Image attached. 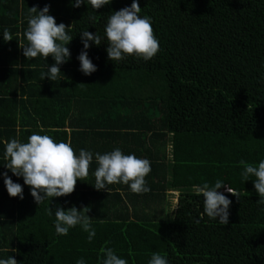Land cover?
Wrapping results in <instances>:
<instances>
[{
  "label": "trees",
  "instance_id": "1",
  "mask_svg": "<svg viewBox=\"0 0 264 264\" xmlns=\"http://www.w3.org/2000/svg\"><path fill=\"white\" fill-rule=\"evenodd\" d=\"M138 2L159 42L148 62L107 57V19L132 0H112L95 11L70 0H0V33L7 28L13 38L5 42L0 35V173L21 184L24 195L10 197L0 175V258L75 264L83 257L98 264L100 249L111 247L128 264H148L154 252L168 264H264V205L253 181L240 176L241 160L256 166L264 159V0ZM45 5L73 37L71 58L54 82L41 80L51 56L27 60L19 47L27 44L29 8ZM86 30L101 37V45L88 49L97 66L90 76L76 59ZM33 133L69 143L77 155L80 149L93 153L90 196L77 209H89L83 214L96 230L91 243L79 226L55 234V216L46 209L67 210L70 195L38 206L23 178L3 167V142H27ZM117 147L150 162L142 207L137 195L132 206L123 201L117 190L129 191L127 185H108V191L91 185L95 153ZM217 179L239 195L224 193L232 201L227 225L203 214V198L194 191ZM168 191L179 192L176 205Z\"/></svg>",
  "mask_w": 264,
  "mask_h": 264
},
{
  "label": "clouds",
  "instance_id": "2",
  "mask_svg": "<svg viewBox=\"0 0 264 264\" xmlns=\"http://www.w3.org/2000/svg\"><path fill=\"white\" fill-rule=\"evenodd\" d=\"M70 3L75 8L87 5L95 11L110 5L112 0H70ZM49 12L50 5H45L42 9L36 6L29 8L26 17L27 27L23 33L27 44L19 42V47L27 60L38 56L47 60L51 56L54 63L48 67L46 73H41V80L47 78L54 82L61 72L60 65L71 58L67 45L73 37L66 31L70 26L66 27L64 23L57 24ZM140 12L138 0H132L130 6L114 11L108 17L104 27V38L108 45L106 52L109 60L120 61L127 56H133L148 62L158 53L159 42L153 33L151 18L141 16ZM0 35L5 42L13 39L7 28ZM80 39L83 47L76 57L79 61L78 70L85 76H90L97 71V66L89 58L88 49L92 44L101 45V37L86 30L80 32ZM43 131L41 127L40 132ZM3 143V159L6 161L3 167L16 177L23 178L24 185L30 187V195L38 206L51 201L54 197L72 194L77 180L85 181L88 177L89 165L93 161L91 151L80 149L77 155L69 143L54 142L48 135L33 133L27 138V142L12 138ZM95 162L97 165L93 172L95 182L91 185L96 190L108 191V185L123 184L133 193L150 191L145 181V177L151 171L148 160L138 158L134 154H124L117 147L104 154L95 153ZM240 165H242L241 180L253 181L259 196L257 203L264 205V159H261L256 166L243 160L240 161ZM0 175L3 176L8 195L23 200L22 185L14 182L7 172ZM222 188L223 192L218 191ZM194 191L203 198L204 215L221 225L229 223V208L232 201L224 193L239 199L234 188L217 179L212 184L203 182L195 186ZM85 210L89 209L84 207L82 210H77L75 206L67 210L60 206H57L55 211L50 207L46 209L49 217L53 214L55 216L53 225L57 236H66L70 229L79 226L87 233V240L91 243L96 236V230L89 217L83 214ZM100 253L98 264H128V261L120 257L111 247H102ZM0 264H18V262L13 256H9L6 259L0 258ZM75 264H86V261L83 257H79ZM148 264H168V260L166 256L154 252Z\"/></svg>",
  "mask_w": 264,
  "mask_h": 264
},
{
  "label": "crops",
  "instance_id": "3",
  "mask_svg": "<svg viewBox=\"0 0 264 264\" xmlns=\"http://www.w3.org/2000/svg\"><path fill=\"white\" fill-rule=\"evenodd\" d=\"M0 47L2 48V47H5V46H4V44H0ZM89 181L90 180L87 177L85 178V181L77 180V183L75 185L76 188H74V192L72 194H70V196H71V198H70V206H75L77 209L84 206V203H86V202H84L82 200L83 197H86V195L87 196H90V194H88L89 191L91 190V187L89 186V184H90ZM117 191L121 192V195L123 197V201L127 202L128 205H131L130 202H132L131 201V198L133 197V195H135V196L137 195L138 199L140 198L138 200L139 201V204H138L139 206L141 205V207H142L145 204L144 202L146 201L145 200L146 197L139 196L140 193H133L130 190L128 191L127 189L121 188V187H118V190ZM168 195H169L171 201L173 203H175V201L178 200L179 192L178 191H168ZM89 199H90V197H89ZM119 201H121V200H119ZM157 203H154V205H157ZM151 204H153V202H150L149 205H151ZM141 207H140V209L142 210ZM149 209H151V208L148 207L146 210H149Z\"/></svg>",
  "mask_w": 264,
  "mask_h": 264
},
{
  "label": "rangeland",
  "instance_id": "4",
  "mask_svg": "<svg viewBox=\"0 0 264 264\" xmlns=\"http://www.w3.org/2000/svg\"><path fill=\"white\" fill-rule=\"evenodd\" d=\"M176 203H177V201H175L174 205H176ZM174 207H175V206H174ZM174 207H173V208H174Z\"/></svg>",
  "mask_w": 264,
  "mask_h": 264
},
{
  "label": "bare ground",
  "instance_id": "5",
  "mask_svg": "<svg viewBox=\"0 0 264 264\" xmlns=\"http://www.w3.org/2000/svg\"><path fill=\"white\" fill-rule=\"evenodd\" d=\"M35 106V105H34Z\"/></svg>",
  "mask_w": 264,
  "mask_h": 264
}]
</instances>
